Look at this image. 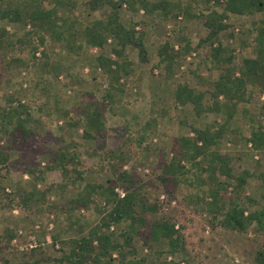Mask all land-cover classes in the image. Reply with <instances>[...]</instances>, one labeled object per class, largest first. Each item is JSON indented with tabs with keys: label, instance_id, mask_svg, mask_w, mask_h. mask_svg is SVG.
Segmentation results:
<instances>
[{
	"label": "rangeland",
	"instance_id": "1",
	"mask_svg": "<svg viewBox=\"0 0 264 264\" xmlns=\"http://www.w3.org/2000/svg\"><path fill=\"white\" fill-rule=\"evenodd\" d=\"M86 1L72 0V7L59 13L82 22L100 18L104 11H84ZM147 1V7L137 3L130 10L124 3L118 9L123 25L133 27L136 35L143 37L144 55L127 47L123 58L118 59L112 54L117 48L111 40L103 51L87 45L69 51L49 39L42 45L34 39L35 53L29 47L13 52V58L24 60L23 66L0 62V125L8 122L10 99L14 107L27 108L31 119L27 130L34 133L31 141L21 139L14 144L15 138L8 134L14 124H7V133L0 129V151L10 158L8 168L0 173V264L35 261L72 264L63 260L70 252L64 243L94 230L112 206L106 205L103 196L94 195L85 208L71 210L69 200L75 199L86 183L113 187L114 193L123 197L124 190L116 186V175L121 172L130 176L133 190L149 206L154 205L156 211L142 215L143 224L137 226L138 234L130 235L128 244L124 233L129 222L110 226L113 244L122 246L119 252L111 253L112 264H260L259 256L264 254V227L256 223L244 230L221 226L226 210L214 217L196 198L207 191L206 186L196 181L199 173L188 174V183L180 180L174 184L163 177L162 168L178 151L179 139H195V131L207 128L214 133L226 119L225 115L216 113L197 116L191 105L177 107L174 99L177 87L186 85L195 93H204L202 102L207 103L211 85L218 76L210 62L211 51L219 44L232 51L231 65L235 68L243 59L254 58L257 31L253 24H260L264 15H228L223 20L227 28L217 35L218 41L201 43L209 33L204 21L212 12L221 15L220 5L205 0H166L171 10L164 18L161 12L152 10L161 0ZM45 7L50 8L46 3ZM178 7L180 11L175 17ZM2 26L17 38L29 31L28 26L20 24ZM76 42L78 45L79 39ZM187 42L189 49L184 52ZM165 45L168 53L181 55L175 54L171 64L168 59L162 62L159 56ZM101 53L118 63L123 68L121 75L126 71L127 76H120L115 82L105 75L96 63ZM89 104L101 106L104 138H83L82 114ZM252 127L264 133V93L247 86L245 103L238 104L229 125L222 127L218 145L209 150L230 159L233 178L248 174L240 191L244 218L260 210L264 192V150L256 151L248 142ZM120 152L127 158L114 172L113 154ZM60 153L67 156L64 163L68 173L82 175L80 181L70 185L71 177L76 175L70 174L64 190L59 188L65 182L64 175L53 167ZM39 174L42 180H36ZM206 176L202 173V180ZM216 177L232 185L222 193L227 203L234 196L235 182L219 173ZM245 198L251 199V203ZM206 201L209 203L210 199ZM159 218L174 226L180 250L170 251L164 241L151 242L149 227ZM31 235L37 237L39 247L20 250ZM96 245L94 242L93 246Z\"/></svg>",
	"mask_w": 264,
	"mask_h": 264
},
{
	"label": "trees",
	"instance_id": "2",
	"mask_svg": "<svg viewBox=\"0 0 264 264\" xmlns=\"http://www.w3.org/2000/svg\"><path fill=\"white\" fill-rule=\"evenodd\" d=\"M214 1L216 5L223 8V13L218 15L212 12L206 18L204 24L209 30L205 39L200 42L218 41L217 35L227 28L223 24V20L228 15L236 16H254L256 14L264 15V0H205L206 3ZM147 0H120L113 2V0H87L84 3V11L87 13L101 12L100 18L89 21L72 20L69 17L61 15L59 12L63 9L72 7V0H8L0 1V62L16 63L20 66L25 64L24 60L19 57L13 58V52L17 49L21 52L22 48L29 47L35 53L37 48L34 45L36 39L39 45H42L46 39L51 42L59 44L62 48L72 51L74 49L80 50L83 45L103 51L107 45V41L111 40L117 49L112 50L118 59L123 58L124 50L127 47L135 48L140 55L145 54L143 45V37L137 36L133 27H126L120 21L118 9L122 4L133 10L138 3L141 7H147ZM45 3L50 8L45 7ZM222 4V5H221ZM170 3L166 0H161L153 6L152 10L161 12L164 18L167 17V11L171 10ZM109 10V12H107ZM180 7L177 8L178 13H174L177 17ZM188 16V13H185ZM3 23L20 24L28 26L29 31L22 38H17L15 35H10L6 28L2 26ZM257 31L255 37V56L254 58L243 59L241 65L235 68L231 65L232 51L222 48L221 44L211 51L210 62L218 71L217 80L211 85L209 96L210 100L203 103L204 93H195L188 86H178L174 99L177 107L191 105L192 110L197 116L203 113H216L225 115V120L220 126L221 129L211 133L209 128L204 131H195L196 138H181L177 141L179 148L175 151V156L171 161L162 168L163 177L170 179L174 184L180 180L188 183L190 178L188 174L195 175L197 172L196 181L206 186L207 191L202 197H196L203 202L206 210L217 217L218 214H223L220 220V225L225 228H232L234 230H244L247 225L256 223L264 227V192L261 195V208L258 212H254L244 218V207L240 191L244 186L247 173L241 174L233 178L230 174V159L221 157L217 153L210 152V148L218 145V142L223 135V125H229L234 115L238 104L245 103L247 99V86L258 88L264 93V20L260 24H253ZM77 39L79 43L77 44ZM189 49V43H186L184 52ZM168 45L162 47L159 51L161 61L166 59L171 64L174 60L175 54L168 53ZM44 55V54H43ZM181 56V55H180ZM98 68L115 82L119 81L120 76H127V72L122 69L118 63L113 62L104 53H101L96 58ZM112 65H115L112 69ZM170 71L169 66L166 67ZM223 101L220 102L219 100ZM9 114L7 116L8 122L0 125V129L8 132L7 124L13 123L14 128L12 132H8L9 136L15 138L12 141L18 144L19 140L31 141L34 137L32 131L27 130V125L30 124L31 119L26 107L19 105L13 106V101L8 100ZM101 106L96 104H89L83 110L82 118L84 120L83 138L86 140H96L104 138L105 122ZM19 133V135H18ZM19 137L18 139L16 137ZM252 148L256 151L264 150V133L262 129L252 127L251 137L248 140ZM11 148L10 150H12ZM125 151V150H123ZM67 156L60 153L53 161V167H57L64 175V183L61 185L62 190L66 188V182L70 174H76L71 177L70 185L81 180V174L76 172L68 173L66 164L64 163ZM126 154L121 152L113 154V168L114 172L118 167L125 162ZM75 160V159H74ZM10 161L9 155L0 151V173L5 168H8ZM183 164L189 166L184 167ZM32 166V165H30ZM33 168V167H32ZM201 173V174H200ZM202 173H206V179L202 180ZM217 173L225 177L227 180H233L235 185L232 187L234 196L225 203L222 193L226 192L229 186H232L227 181H219L216 177ZM30 174H33L30 171ZM36 178V177H35ZM42 174L38 175L36 180H42ZM130 176L124 172L116 175V186L124 190L123 197L114 193V188L104 185H92L86 183L82 185V189L77 193L76 198L69 200L68 206L71 210L75 208H85L87 202L94 195H101L105 199L106 205H111L112 208L101 219L98 226L89 231V233L80 239H71L64 243L65 247L70 251L69 254L63 257L64 261L72 264H84L91 261L95 264H112L111 253L113 251L122 250L119 244H113V233L109 231L112 224L121 222H129L128 231L124 236L128 244L131 234H138L137 226L143 224V214L154 213L155 206H149L143 198L132 188ZM32 197L31 195H29ZM210 202L207 203L206 199ZM251 203V199L245 198ZM217 210V211H216ZM156 211V210H155ZM215 212V213H214ZM150 240L152 243L164 241L170 251L180 250V241L175 237L176 232L174 226L167 222L164 218L155 219L150 224ZM94 242L97 244L93 246ZM36 251V250H35ZM34 251V252H35ZM121 257V256H120ZM260 264H264V254L260 255ZM24 264H39L37 261Z\"/></svg>",
	"mask_w": 264,
	"mask_h": 264
},
{
	"label": "built area",
	"instance_id": "3",
	"mask_svg": "<svg viewBox=\"0 0 264 264\" xmlns=\"http://www.w3.org/2000/svg\"><path fill=\"white\" fill-rule=\"evenodd\" d=\"M18 234L20 235L21 233H18ZM13 242L15 243L16 241H13ZM38 247H39V243H38L37 237L34 235H31L27 237L26 246H24L23 248L20 247V250L30 251L33 249H37Z\"/></svg>",
	"mask_w": 264,
	"mask_h": 264
}]
</instances>
